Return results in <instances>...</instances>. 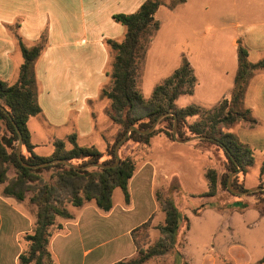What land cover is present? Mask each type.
I'll return each instance as SVG.
<instances>
[{
    "label": "crops",
    "instance_id": "crops-1",
    "mask_svg": "<svg viewBox=\"0 0 264 264\" xmlns=\"http://www.w3.org/2000/svg\"><path fill=\"white\" fill-rule=\"evenodd\" d=\"M146 1L0 0V80L14 84L18 79L23 64L19 41L30 48L43 36L47 38L46 48L35 64L37 101L42 113L28 122L37 155L51 156L54 142H67L71 134L77 135L80 146L105 150L107 142L102 133L113 127L105 116L109 102L101 97L109 61L106 40L120 41L125 36V28L115 21V15L133 14ZM154 20L159 27L146 48L141 68L148 67L149 62L155 65L159 59L166 63L161 74V69H153L157 79L145 99L185 57L197 85L192 96L178 99L177 107L196 105L212 110L232 99L239 44L248 49L251 64L264 59V0H185L174 7L162 5ZM165 34L167 39L180 41L173 50L159 42ZM141 71L140 90L144 82ZM181 99H185L183 105ZM244 107L251 111L256 125L238 123L229 132L253 151L255 161L251 167L260 161L256 183L249 185V174L245 177V187L251 190L264 187V68L249 81ZM96 108L104 115L100 130L96 128ZM32 119H38V131L31 129ZM199 119L190 118L189 123ZM156 140L161 141V149L169 150L189 143L159 134L150 144L137 145L145 154L133 158L137 169L128 184L129 202L125 197H113L109 212H103L95 203L81 208L69 206L73 219L63 221L61 231L52 228L49 248L57 264L127 263L137 257L136 235L141 226L148 222L153 227L164 225L165 213L160 209L157 192L168 176L162 163L150 157ZM44 147L50 153H43ZM145 190L149 198H145ZM208 191L209 184L202 194L204 205L196 212L206 219L210 217L216 225L202 230L197 243L184 232L178 264H264V204L259 205L256 196L246 195L245 200L231 201L247 203V209L220 208L216 202L228 200L229 194L218 187L216 195L208 197ZM177 196L178 190L173 195L176 206ZM23 203L4 197L0 187V264H18L26 248L23 237L33 232L34 214L26 211ZM142 203L149 206V211L138 220ZM177 208L191 226L188 214Z\"/></svg>",
    "mask_w": 264,
    "mask_h": 264
},
{
    "label": "trees",
    "instance_id": "trees-1",
    "mask_svg": "<svg viewBox=\"0 0 264 264\" xmlns=\"http://www.w3.org/2000/svg\"><path fill=\"white\" fill-rule=\"evenodd\" d=\"M184 2L185 0H173V3L169 4L166 0H147L133 14L114 16L115 21L125 28V36L120 41L106 40L109 61L106 68L107 80L101 88V97L109 102L110 120L121 126L122 131L117 134L115 142L110 147L107 145L105 151L95 147L80 146L77 135L71 134L67 142L62 140L54 142V152L49 157L39 156L34 152L28 122L32 117L42 113L37 101L35 64L46 48L47 38L43 36L37 45L30 48L19 41L23 64L18 79L14 84L0 80V106L11 117L10 119L0 108V122L10 133L9 138L0 136L2 195L22 203L31 193L32 196L28 201L36 207L33 232L23 237L26 248L20 255L18 264H57L49 248L54 234L52 228L56 227V231H61L64 228L62 222L73 219V215L68 210L69 206L81 208L86 204L95 203L103 212H109L113 208V193L116 189H121L126 202L130 201L128 184L137 166L131 156L120 157L119 164L115 166L116 144L125 136L129 128L148 130L164 114L170 113L159 122L151 134L143 135L132 131L126 142L148 145L151 139L159 134H164L172 141L176 138L184 140L194 136H205L208 139L203 141L216 146L227 159L226 172L220 182L216 170L209 169L206 172L209 184L206 195L214 197L218 185L228 190V177L239 168L242 172L233 178L232 186L237 191H247L244 181L248 169L255 161L254 153L229 130L238 123L244 122L250 127H254L257 123L251 111L244 107V98L249 81L256 71L264 68V59L258 64H251L248 60V49L239 44L238 71L232 99L230 103L224 101L212 110H205L196 105L186 108L177 107L178 99L181 96H192L197 85L194 70L185 57H182L179 67L154 88L148 99H145L139 91L141 63L152 35L159 27L154 20L156 12L162 5L169 4L170 7H174ZM174 116L178 121L177 137L173 135ZM193 117L200 119L189 123V119ZM205 121H210V124ZM164 123H167L166 127L162 126ZM221 125L222 127L218 129ZM18 131L23 138L21 159L28 165L37 166L53 160H66L75 166L99 163L109 168L76 170L60 163L36 170L25 168L17 156ZM187 133L189 135H186ZM11 167L15 170L12 177L8 176ZM263 194L264 191H260L248 196L257 198ZM263 204L264 200L259 205ZM231 207L245 210L249 205L238 202ZM161 210L165 213V223L159 228L162 235L159 241L146 252L138 249L139 255L130 262L118 264H143L153 257L163 255L169 248L175 246L181 223L186 218L172 199L163 202ZM148 226L149 222L140 229ZM180 258L181 256L176 253L174 264H178Z\"/></svg>",
    "mask_w": 264,
    "mask_h": 264
},
{
    "label": "rangeland",
    "instance_id": "rangeland-1",
    "mask_svg": "<svg viewBox=\"0 0 264 264\" xmlns=\"http://www.w3.org/2000/svg\"><path fill=\"white\" fill-rule=\"evenodd\" d=\"M166 2L172 4L173 0H166ZM167 31L168 30H166V32ZM159 42H163V44L168 49L173 50L176 45L177 46L179 45L180 41L177 38H173V37L167 39L165 34L159 40ZM159 60L160 61L154 62L155 65L149 62L148 67L146 66L145 69L141 68L142 70L141 74L144 75V82L142 83V88L141 90L139 89V91L144 98H147L148 95H150L148 93L157 79L156 78L157 76L153 73L154 71L153 69L156 67L158 69H161L159 74H161L164 69L163 67L165 66L166 62L162 61L161 59ZM183 100L185 99H181L180 105H183L184 102ZM108 112H109V108H106L105 116L107 118H109ZM95 115H96V128L100 130L102 127L104 115L97 108ZM32 120L33 121L31 122L30 125L31 129L38 131L39 129V122L37 121L38 119H32ZM110 122L113 127L111 128L107 127L106 132L102 133V135H104L103 138L106 140L107 145L109 147L111 146V144L115 142L117 138V134H119V132L122 131L121 126L114 124L111 120ZM206 123L210 124V121H207ZM162 126L166 127L167 123L162 124ZM221 127L222 125L218 126V129ZM186 135H189V133H187ZM0 136L4 138L10 137V133L6 131L4 124H2L1 122H0ZM153 144L154 145L152 147V152L150 157L162 163L161 168H163L164 173L168 176V181H164L163 184H160L157 192V198L160 205V209H161V204L165 202L167 199L173 200V195L178 190V196L176 197L177 206L181 209L182 212L188 214V217L190 218L191 221V226H189V221L184 220L181 223L175 246L169 248L168 251L163 255L153 257L152 259H150L149 261L143 264H174L175 254L178 253L180 255L178 249H180L179 244L183 242L184 232L186 233V235L189 236L191 242L197 243L202 230H204L205 228H209L212 225H216V222H213L214 220H211L210 217H207L206 219L203 216V214L197 215L196 211H200L202 206L204 205V202H202V200L204 201L202 194L204 193L203 191H206L208 185L206 174L204 172L205 169L206 172L209 169L216 170L220 182L222 175L226 172L227 159L225 158L224 153L221 150L217 149L216 146H212L211 144L204 142L202 140L190 141L186 145L178 147L179 149L177 150H169L166 147H163V149H161L162 144L160 140L154 141ZM45 148L46 147L42 149L43 153H50L49 149H45ZM138 150H139V154L137 153ZM144 154L145 151L143 150L140 151V149H138L137 147V144L133 143L132 141L123 143V146L121 147L119 152L120 157L123 158L128 156L135 158L138 155L144 156ZM134 160L136 162V159ZM260 167H261L260 161H257L256 165L249 169L248 172L249 175L247 177L249 185H254L256 183L257 180L256 178ZM14 174H15V170L13 167H11V169L8 172V176L12 177L14 176ZM219 186L220 185H218V187ZM221 189L226 194H229L230 198L228 200L217 201L216 205L220 208L232 209L231 205L233 203H238V202H233L234 200L235 201L245 200L244 199L245 196L244 197L233 196L230 193H228V190H224L223 188ZM28 196L29 197H27V199L23 203V207L26 211L35 214L36 207L31 203H29L28 201L30 196H32V194L29 193ZM144 196L145 198L147 197L149 198V193L146 190L144 192ZM113 197L115 200L124 199V194L121 191V189H116L114 191ZM257 198L259 200V204L260 202L262 203V201L264 200V194ZM148 211H149V206L146 203H142V207L139 208L138 220H140V218L144 216ZM159 228L160 226L153 227L149 223L148 227L139 230V232L136 235V241L139 250L146 252L150 248L155 246V244L162 237ZM203 244L204 243H201V245ZM253 245H255V243H253ZM259 248L260 247H257V249ZM138 255L139 254H137V256Z\"/></svg>",
    "mask_w": 264,
    "mask_h": 264
},
{
    "label": "water",
    "instance_id": "water-1",
    "mask_svg": "<svg viewBox=\"0 0 264 264\" xmlns=\"http://www.w3.org/2000/svg\"><path fill=\"white\" fill-rule=\"evenodd\" d=\"M0 108L2 110H4V112L9 116L8 112L4 108H2L1 106H0ZM169 114L161 115L148 130H139V129L135 128V127L129 128V130L127 131L125 136L116 144L115 154H116L117 159H116L115 166H117L119 164V161H120V155H119L120 147H121V145L123 143H125L127 141L128 137L130 136V133L132 131H137L139 134H143V135H149L157 128L159 122L165 116H168ZM174 117H175V120H174V127H173V135L175 137H177L178 121H177V117L176 116H174ZM9 118L11 119L10 116H9ZM18 134H19V142H18V145H17V156H18L19 161L21 162V164L25 168L36 170V169L44 168V167H47V166H50V165L58 164V163L63 164L65 166H67L68 168H73V169H76V170H86V169H89V168H109L108 166L102 165V164H99V163H92V164H89L87 166H75V165L71 164L70 162H68L66 160H53L51 162H48V163H45V164H42V165H37V166L28 165V164L24 163L22 161V159H21L22 148H23V138H22V135H21V133L19 131H18ZM207 139L208 138L205 137V136H194V137H190V138H187V139H184V140H180V139L176 138V141L180 142V143H186V142H190V141H193V140H207ZM241 172H242V169L239 168L236 172L231 173L229 175V177H228L227 188H228V190H229V192L231 194H233L235 196H238V197H242V196L250 195V194L255 193V192L264 191V187H257V188L251 189V190H247L245 192H241V191L235 190L233 188V186H232V180H233V178L235 176L239 175Z\"/></svg>",
    "mask_w": 264,
    "mask_h": 264
}]
</instances>
